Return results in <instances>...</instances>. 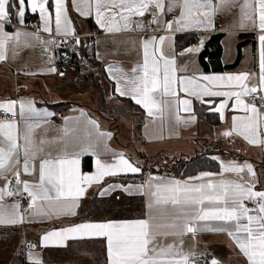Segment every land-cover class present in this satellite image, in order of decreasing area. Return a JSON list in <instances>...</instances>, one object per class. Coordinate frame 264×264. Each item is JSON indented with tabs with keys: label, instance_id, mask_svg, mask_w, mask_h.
I'll use <instances>...</instances> for the list:
<instances>
[{
	"label": "snow or ice",
	"instance_id": "obj_1",
	"mask_svg": "<svg viewBox=\"0 0 264 264\" xmlns=\"http://www.w3.org/2000/svg\"><path fill=\"white\" fill-rule=\"evenodd\" d=\"M76 3L77 0H73V4ZM81 3L84 7H77V11L88 16L94 6L97 24L108 32L143 29L144 24L134 22L132 17H142L151 7L158 9L159 14L165 11V0H81ZM237 3L239 0H219L218 3H214V0H169L167 11L172 12L174 7H179L180 11L174 20L166 21V28L171 30L173 24L181 30L188 27H214L215 15L224 6H236ZM18 4L17 15L21 22L27 7L31 12L39 14L44 32L52 31L53 17L49 11V0H18ZM54 7L56 32L74 31L65 0H54ZM240 12L239 26H250L259 33L260 71L257 84L249 83L251 74L248 72L198 78L178 77L175 54L167 56L162 47L170 37L151 36L141 41L143 62L131 69L132 75L124 73L122 69L117 70L121 73L119 77L113 75L117 82L116 91L121 96L129 95L147 110L149 116L163 118L165 109L174 107L177 120L180 119V105H184V111H191V101L181 100L177 88L201 100L204 97H226L218 107L212 109L222 117L228 100L234 98L232 107L243 110L245 115L234 116L232 130L226 131L224 135L230 136L237 132L252 144H264V139H261L264 134V112L261 108L264 105L258 107L255 102L247 103L244 99L252 96L255 101L258 96L264 100V95H261L264 93V0H243ZM5 22H11L10 0H0V61L7 59L10 42L19 46L21 37H34L42 43H52L42 41L36 33L19 30L9 33L5 31ZM197 50L195 46L190 47L181 55ZM49 70L56 71L55 68ZM112 72L110 66V75ZM17 104L16 100L0 101V178L5 179V184L0 187V224L21 223L25 212L49 215L43 207L37 208L38 201L58 205L57 215L74 216L79 207L78 200L85 193V186L99 183L105 176L141 171L123 153H119L112 163L97 158L95 173L82 174L79 170L81 153L70 152L66 146L56 147L63 143L64 136L70 130L63 129L64 135L55 140L37 138V129L47 123L46 117L51 113H41L32 101L23 100L19 101L17 111ZM17 116L19 120L15 118ZM88 122L98 131L96 121ZM98 134L111 135L99 131ZM21 139L23 143H20ZM46 146L52 147L46 151ZM245 169L250 175V179L245 182L216 180L213 177L217 174L212 172H202L198 177H189L185 181L150 177L144 184L137 186L138 191L149 196L147 218L75 224L48 232L42 237V243L62 244L69 238L85 236L104 238L107 242L108 264H195V253L184 251L183 237L186 234L194 237L198 231L227 232L249 264H264V190H255L256 173L251 164L238 165L230 161L222 166L223 172L238 175ZM9 172L12 173V180H8L5 175ZM24 175L34 179H22ZM197 180L200 182L195 183ZM13 183L17 186L15 189L9 186ZM116 188L128 192L132 186L110 185L100 195L108 194ZM23 194L30 198L27 209H23L19 201L5 203L6 197ZM247 202H251L254 207H248ZM210 222L218 223L211 226ZM168 237L176 239L166 243ZM35 264L42 262L36 260ZM210 264L219 262L212 259Z\"/></svg>",
	"mask_w": 264,
	"mask_h": 264
},
{
	"label": "crops",
	"instance_id": "obj_2",
	"mask_svg": "<svg viewBox=\"0 0 264 264\" xmlns=\"http://www.w3.org/2000/svg\"><path fill=\"white\" fill-rule=\"evenodd\" d=\"M67 6V14L72 22V28L74 31L64 33H57L55 30V7L54 0H49V11L52 13L53 22L51 24L52 31L44 32L43 21L40 19L38 13L31 12L26 7L23 22H21L17 12L19 10L18 0H10L13 14L11 15V22H5V31L13 33L17 30L27 32L23 30L21 26L27 21L28 10L37 14L35 21L37 22L38 34L42 41H52V43H42L37 41L34 37H21V43L19 46L14 43L9 44L7 59L0 61V101L16 100L17 111L19 107V101H32L34 107L40 110L41 113H51L46 117L47 123L42 128L37 129V138L44 137L49 140H55L63 134V129L68 128L70 131L67 136H64L62 144H57L56 147H67L70 152H79L80 164L79 170L82 174H93L96 171V160L99 158L101 161L112 163L116 159V154L123 153L124 157L128 159L134 166L142 163V158L139 157L136 162L135 149L141 148L147 155L162 156V160L167 156H180V155H194L202 145L206 142L215 143L219 145L220 149H217L213 156L219 160L221 166L218 171H201L193 176L198 177L202 172H212L217 175L213 179L220 180H236L245 182L250 179V175L247 170L241 174L234 172H223L222 166L224 163L234 161L238 165L251 164L256 173V188L255 190H264V144H252L246 140L242 135L237 132H233L230 136H225L226 131H231L233 127L234 116H244L243 110L233 108L235 103L234 98L228 100V106L225 108L223 117L220 114L221 122L216 127H210L206 124L198 122L197 116L193 111V101L199 100L210 105L213 109L218 107L222 100L226 97H204L203 100L197 99L194 96L184 93L177 88L179 98L181 100L188 99L191 101V111H184V105H180L179 116L177 120L174 107L172 109L166 108L163 118L159 116H149L147 110L142 106L146 112L145 122L142 128V138H137L135 134L129 137H121V133L117 135L110 129L109 120L105 118H98L95 114L91 113L89 109L84 106L85 102H77L73 106L64 111V117H56L54 109L51 104L60 102L57 97L50 93L48 85L53 82L60 81V76L63 73L59 71L57 64V43L54 36L61 38L62 36L72 37L76 36V26L72 19V12L76 14L79 19L92 18L97 29L89 30L86 21H82L83 35L90 36L95 33V52L97 58L102 62L105 67L108 78L114 83L115 91L117 88L116 79L113 75L119 77L121 73L117 71L122 69L124 73L132 75L131 69L143 62V48L141 41L151 36H166L170 37L163 44L164 52L167 56L172 57L173 54L176 60V75L179 76H193L201 77L205 75H224V74H238L241 72H248L251 74L250 84L258 83L259 76V41L258 31L250 26L241 28V12L240 4L243 0H239L236 6H224L223 10L217 13L214 17V27L200 28V27H188L185 29H178L177 25L173 24V28L168 30L166 28V21L174 20L179 15V7H174L172 12L167 11V5L169 0H165V11L163 14L158 13V9L151 7L149 12H146L142 17L134 16L132 20L140 21L144 24L143 29L137 28L134 31H120V32H108L105 28H101L96 22V14L94 6L91 9V14L88 16L81 15L77 11V7L83 8L84 5L81 0H77L76 4H73V0H65ZM219 0H214V3H218ZM71 7V8H70ZM72 9V10H71ZM11 14V12H10ZM156 15L158 17V25L154 32H147L149 17ZM9 24V25H8ZM98 30V31H97ZM225 33L223 41L224 55L223 61L230 63L234 61L237 55V43L238 34L244 32L254 33L256 42L255 45L248 44L243 48L242 59L238 67L231 71L226 72H203L198 61L199 51L197 52L181 53L185 52V49L190 47H197L211 32ZM179 33H193L199 34L200 39L196 45H189L184 50L176 52L175 38ZM91 37V36H90ZM232 37L235 38V52L232 55L230 61H226L225 57V39ZM15 51V55L13 52ZM246 54H249L251 59L247 66H243ZM111 66L113 72L110 75L109 67ZM55 68L56 71H50L49 69ZM59 74V75H58ZM12 77L14 84L11 83ZM21 77L23 80L18 81ZM17 78V79H16ZM202 82V81H201ZM123 83V81H122ZM57 85V84H56ZM60 87L59 85L56 86ZM214 90H228V89H214ZM117 92V91H116ZM119 94V92H117ZM264 95V93H261ZM125 97L131 98L129 95ZM132 99V98H131ZM245 99V98H244ZM133 100V99H132ZM135 102V100H133ZM208 101V102H205ZM247 103H252L245 99ZM72 102V101H70ZM72 102V103H73ZM258 107L264 105V100L254 101ZM136 103V102H135ZM264 112V107L261 108ZM84 115H81V113ZM219 113V112H218ZM194 117V118H193ZM70 118V119H66ZM19 120V116H18ZM94 120L97 122L98 131L100 133H110L109 136H100L97 128L90 124L88 121ZM119 124L122 126L126 121L123 118L119 119ZM129 125L131 126V122ZM20 128H23L21 122ZM140 139V141H134ZM261 139H264V134L261 135ZM20 143H23L22 139ZM107 145V150L105 149ZM52 146H46L45 150L48 151ZM84 150V151H82ZM95 153V154H94ZM130 155L132 157H130ZM85 156H91L93 160V168L89 171L82 169V158ZM9 174H12L9 172ZM128 174V173H117ZM110 176H105L99 183H93L90 186H85V193L79 198V207L76 209V215L79 208L85 207V209L92 207L93 199L95 197L99 199H108L114 194L119 193V197L123 202L127 197L139 196L137 202H140L138 213L133 216L125 214V218H108L95 219L88 221H81L75 224L85 222H105L108 220H134L145 219L148 216L147 203L149 196L137 190L138 185L143 183L129 182L123 184L118 181H111L109 183H103L104 180ZM115 176V175H114ZM150 177L164 178L165 180H188L186 178H172L161 174L159 172L151 173L145 181ZM22 179L33 180L34 177L24 175ZM199 183L200 181H194ZM5 184V179L0 178V187ZM110 185H122L123 187L132 186L131 190L126 192L123 188H116L111 190L108 194L100 195L101 191L108 188ZM147 189H145V192ZM19 200H15L12 197H6L5 203L12 204ZM20 202V201H19ZM30 203V202H29ZM29 203L20 202L23 209H27ZM43 207L45 211H48L49 215L32 214L31 212L24 213V219L21 223L16 224H0V264H26L35 263L36 260L42 262V264H108L107 258V242L104 238L95 237H74L65 240L62 244L50 243L45 245L42 243V237L50 231L59 230L65 227H69L75 224H68V219L76 215H57L56 211L58 205L50 202H37V208ZM58 225L56 226L55 224ZM218 222H210L211 226H215ZM44 224H48V228H44ZM5 229V230H3ZM174 237H168L166 243H172ZM184 251L202 252L208 255L211 262L212 259H216L219 264H249L247 258L239 250L237 244L230 237L227 232H214V231H198L193 237L192 234H186L183 237ZM37 241L40 246L37 248L24 249L26 242ZM209 262V264H210Z\"/></svg>",
	"mask_w": 264,
	"mask_h": 264
},
{
	"label": "trees",
	"instance_id": "obj_3",
	"mask_svg": "<svg viewBox=\"0 0 264 264\" xmlns=\"http://www.w3.org/2000/svg\"><path fill=\"white\" fill-rule=\"evenodd\" d=\"M69 1V0H68ZM71 8V7H70ZM72 10V9H71ZM11 15L13 14L10 5ZM37 17V14L27 12V20ZM72 19L76 26L77 35L70 38L64 45H58L56 48L57 64L59 71L65 75L67 71H73L70 64L76 67L75 72L77 75L84 77L88 80L89 85L96 91V104L90 107L84 104L89 111L98 118H105L109 120L110 129L117 135L120 131L119 117L132 116L135 123L134 134L137 138H142V128L145 122L146 112L135 103L131 98L121 96L114 89V83L108 78L105 67L102 62L97 58L94 46V38L83 35L81 22L84 20L87 23L88 29L91 32L96 28L92 18L79 19L74 12H72ZM9 25V24H8ZM98 31V30H97ZM193 33H179L175 38L176 52L184 50L187 46L191 45V38ZM225 33L211 32L205 38L202 50L198 54V61L203 72H226L231 71L238 67L242 59L243 48L248 44L255 45L256 39L254 33L244 32L238 34L237 55L234 61L225 63L223 61L224 46L223 41ZM69 60V61H68ZM64 61H68V65H64ZM75 103L68 101H61L51 104L55 110L59 111L73 106ZM193 111L197 116L198 122L206 124L211 127H216L221 122L220 113L213 111L209 104L199 100L193 101ZM220 149L219 145L215 143H208L199 149L194 155H180V156H167L154 157L147 155L143 150H137L142 159V163L138 164L141 169L138 173L118 174L108 177L103 183L111 181H118L123 184L143 183L151 173L159 172L172 178H186L193 176L201 171H218L220 169V162L214 157L213 154ZM130 157H132L130 155ZM93 168V160L91 156L82 158V169L89 171ZM119 193L112 195L108 199H93V205L90 208H79L76 216L68 219V224H75L81 221L106 219L108 218H125L133 216L138 213L139 203L137 200L142 198L139 196L127 197L123 202L119 198ZM16 200V199H15ZM56 226L58 225L55 224ZM48 224H44V228H48ZM5 230V229H3ZM35 264V263H26Z\"/></svg>",
	"mask_w": 264,
	"mask_h": 264
},
{
	"label": "rangeland",
	"instance_id": "obj_4",
	"mask_svg": "<svg viewBox=\"0 0 264 264\" xmlns=\"http://www.w3.org/2000/svg\"><path fill=\"white\" fill-rule=\"evenodd\" d=\"M72 37H74V36H72ZM236 41L237 40L235 38H232V37L225 39L226 61H230V59H232V55L235 52ZM204 42L205 41L203 40L202 43H200V45L197 46L196 48L198 50L200 48H203ZM197 51H194V52H197ZM250 60L251 59L249 58V54H246L245 60H244L242 65L247 66V64H248V62H250ZM69 66H72L73 71H67L65 73V75H63V76L61 75L60 81H58L56 83H53V82L49 83L47 88H49L50 93L53 94L54 96H56L57 100H60V102L61 101H68V102L72 101L73 102L74 100H76L77 102H82V103L85 102L86 105H89L90 107L95 106V104H96V99H95L96 98V91L93 88H91L88 80L85 79L84 77H82L83 74H81V76L77 75V73L75 72L76 67H74V64H70ZM10 79H11V83L14 84V79L12 77H10ZM17 80L21 81V80H23V78L19 77ZM56 84L59 85L60 87L57 88ZM119 118H123V120L126 121V123H124L122 126H120V131H118L119 133H121V137L124 138V137L133 136L134 128H135V126H134L135 123L133 121V117L132 116H122ZM128 122H131V126L129 125L130 123H128ZM134 141L135 142L140 141V139L136 138V140H135V138H134ZM138 150H141V148H138ZM139 156H140V154L135 149V159L134 160L136 162H138L137 159L139 158ZM154 157L158 158L160 156L155 155Z\"/></svg>",
	"mask_w": 264,
	"mask_h": 264
},
{
	"label": "built area",
	"instance_id": "obj_5",
	"mask_svg": "<svg viewBox=\"0 0 264 264\" xmlns=\"http://www.w3.org/2000/svg\"><path fill=\"white\" fill-rule=\"evenodd\" d=\"M149 22H152V23H149ZM149 22H148V30H147V32H152V31L154 32V30L156 29V27L158 25V17L156 15H151L149 17ZM37 25H38L37 22L33 18H30V19H28L25 22V24H23L21 26V28L23 30H26L27 32L28 31H30V32H38V26ZM95 35L96 34L93 33L90 36L92 38H94ZM54 38L56 39V43H57L56 46H58V45L66 44L71 37L62 36L61 38H58V37L54 36ZM199 39H200V35L199 34H194L193 37L191 38L190 44L196 45L199 42ZM63 64L64 65H68L69 62L68 61H64ZM245 99L248 100V101L254 102L252 96H247V97H245ZM258 99H259V97L257 96L255 101L258 100ZM55 114H56V117H59V118L64 117V111H62V110L56 111ZM0 115H2V110H0ZM15 118L18 119V116L15 117ZM5 175H6L8 180H12V174L6 173ZM9 186L11 188H13V189H15L17 187L14 183L9 185ZM12 198L16 199V200H19L20 202H24V203H29L30 202V198L27 197V194L13 196ZM247 204H248V207H250V208L254 207V205L251 202H247ZM31 245H35V247H31ZM39 246H40V243L37 242V241L30 242V243L26 242L25 246H24V249L36 248V247L38 248ZM194 261H195V264H209V262H210L208 255H206L205 253H202V252H196L195 253Z\"/></svg>",
	"mask_w": 264,
	"mask_h": 264
}]
</instances>
